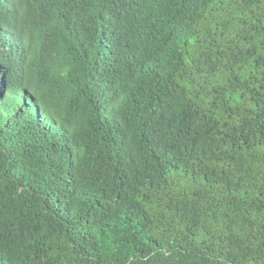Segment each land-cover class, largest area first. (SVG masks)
<instances>
[{
    "label": "trees",
    "instance_id": "1",
    "mask_svg": "<svg viewBox=\"0 0 264 264\" xmlns=\"http://www.w3.org/2000/svg\"><path fill=\"white\" fill-rule=\"evenodd\" d=\"M0 264H264V0H0Z\"/></svg>",
    "mask_w": 264,
    "mask_h": 264
}]
</instances>
